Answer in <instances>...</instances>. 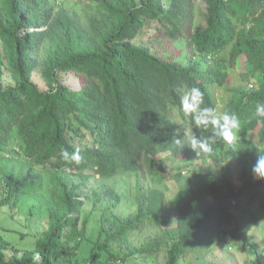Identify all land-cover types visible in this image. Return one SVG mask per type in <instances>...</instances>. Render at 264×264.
<instances>
[{"label": "trees", "instance_id": "16d2710c", "mask_svg": "<svg viewBox=\"0 0 264 264\" xmlns=\"http://www.w3.org/2000/svg\"><path fill=\"white\" fill-rule=\"evenodd\" d=\"M64 1L0 0V211L14 217L31 202V214L49 219L28 236L31 248L0 231V264H131L162 253L156 264H212L215 247L238 243L264 264L254 239L264 180L252 171L264 155V120L253 115L264 101V0H201L198 9L194 0H77L93 11L87 25ZM70 75L74 88L63 83ZM191 87L202 107L238 115L234 141L191 149L186 132L215 133L182 110ZM62 149H79L81 162L64 161ZM214 155L225 176L190 181L170 213L154 183L181 176L169 159ZM151 227L157 236L138 242Z\"/></svg>", "mask_w": 264, "mask_h": 264}, {"label": "rangeland", "instance_id": "374dc122", "mask_svg": "<svg viewBox=\"0 0 264 264\" xmlns=\"http://www.w3.org/2000/svg\"><path fill=\"white\" fill-rule=\"evenodd\" d=\"M65 6L74 13L80 21L87 25L88 17L93 15V11L85 4L79 3L77 0H65ZM195 6L198 9L201 5V0H194ZM26 30L25 32H28ZM2 52V44L0 42V53ZM4 70L3 81L6 84L11 83V76L8 71ZM73 75L64 76L63 83L67 84L70 88L75 87V83L72 80ZM32 82L38 86L42 91L47 90V85L39 71H35L32 74ZM170 167H173L181 171L180 177H164L154 180V183L165 192L167 202L170 206V213L176 214L177 209V195L184 189L187 184L193 179L205 177L209 174H214L218 178L225 176L224 162L221 155H214L210 160L205 163L199 162H180L175 159H169ZM1 176V175H0ZM235 185H239L237 182H233ZM3 181L0 178V190L2 188ZM31 202L27 204L23 211L16 210L15 216L10 215L11 210L0 211V231L5 234L8 240L15 244L18 248L25 249L31 248V238L29 235H35L41 233L47 229L49 219L44 213L31 214L29 208ZM92 206L87 205L85 208L84 216L90 214ZM94 223L90 225V233H93ZM158 229L156 227L148 228L143 235L137 237L138 242H145L153 239L157 236ZM20 233L25 234V238H20ZM254 239L259 242H264V226H260L255 230ZM120 246V245H119ZM114 248H119L118 245H114ZM120 250H127L121 248ZM128 252V251H127ZM131 264H156L164 259V253L159 255L156 259L136 258L131 257ZM208 260L212 264H254L255 257L252 254L250 247L244 243H238L233 246H217L212 250V253L208 256Z\"/></svg>", "mask_w": 264, "mask_h": 264}, {"label": "clouds", "instance_id": "9594fccd", "mask_svg": "<svg viewBox=\"0 0 264 264\" xmlns=\"http://www.w3.org/2000/svg\"><path fill=\"white\" fill-rule=\"evenodd\" d=\"M204 103L203 92L198 87H191L184 92L181 98V108L186 114L193 115V121L197 128L208 129L209 127L215 130L213 137L200 138L193 135L191 132L185 134L190 137L189 145L196 153H210L213 150V144L216 142L215 137L231 143L236 139V132L240 128V119L238 115L230 112L218 113L210 107H202ZM253 115L261 120H264V101H259L254 106ZM177 144L181 143L180 139H176ZM62 159L69 163L79 164L81 155L79 149L69 152L67 149H62L60 152ZM253 174L255 178L264 180V155H260L253 166Z\"/></svg>", "mask_w": 264, "mask_h": 264}]
</instances>
